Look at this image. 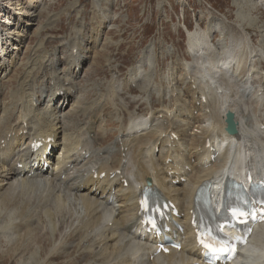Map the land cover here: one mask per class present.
I'll return each mask as SVG.
<instances>
[{
  "label": "bare ground",
  "instance_id": "1",
  "mask_svg": "<svg viewBox=\"0 0 264 264\" xmlns=\"http://www.w3.org/2000/svg\"><path fill=\"white\" fill-rule=\"evenodd\" d=\"M12 1L13 0H7L8 3H11ZM257 3L258 1L256 2V4ZM73 5V2H70L68 4V6L71 7ZM11 6L13 8L10 9L0 3V17L3 15H5L6 17L9 15V13H12L13 17H17V15L20 17L12 20V22H10V19L8 17V19L4 18V20L3 18H0V22L3 23L4 21V23H6L5 26L0 25V31L3 32L6 43V50L2 55V46H0L1 84L8 83L9 75L13 73L19 66L17 60L19 59V55H22V53L19 52L17 55L15 51H18L19 49L20 51H22V49H24L25 42L27 46H30L32 44V38H37L42 33V28L37 31V33H32V28L35 26L37 16L39 14L38 6H36L33 1L16 0L14 1V5ZM14 10H16V12ZM5 20L9 21L6 22ZM31 24L33 25L29 26ZM204 40V34L200 31H195L188 34V53L192 56L193 63L186 65V74H190L193 67L197 64H200L199 67L201 66V70L203 71H205L207 67L211 68L212 75H210L208 79L211 85H213L214 91H217L219 89L223 90V88L216 85L220 80H222L225 74L231 76V72L229 70L234 60L232 61L233 53L231 52L230 47L232 46V41L234 40L229 39L231 42V45H229L230 47L228 48L229 54H226L225 50L220 54V57L218 59H214L213 62L208 60L212 50L206 43L203 42ZM239 40L240 43L238 46H240L241 44H244V46H246L247 41L241 39ZM0 41L2 44L1 38ZM235 45L237 48V44ZM73 50L74 49L70 50L67 58V60L69 59V63L67 61L64 64L65 66H67V68H71V66L74 64L77 65L87 58V56L81 55V53H79L78 55H73ZM40 54H42V52L34 51L29 57H27L28 59L25 63L26 73H30L31 71L36 70L38 74H43V67L44 64H46L49 55L46 56L45 61L40 66ZM94 54L92 55V61H90L91 66H93L95 63L93 59ZM54 56L55 55L53 54V57ZM237 57L238 59H242L244 56L243 54H240ZM90 58L91 55L88 56V60H90ZM197 58L199 60L195 62V59ZM221 58L224 59L221 61ZM247 60L248 56L245 60V66L247 64ZM70 61H73L74 63H71ZM54 64H59V60H56V62H53L52 64L53 70L52 76L50 78L54 81V88L51 96L54 97L56 95H60V97L64 100L63 102L61 101L62 105L59 104L54 108L46 107L43 115L41 116L37 114L38 110L36 108V104L35 106H33V100L31 101L30 105L17 102L15 105V109H17L18 111L17 117L12 122L10 120L12 118L13 111L4 109L0 114V141L4 140L5 143L4 146H1L0 143V196L4 195V193L2 194V190L4 187H6L8 189L7 195L13 200V193L15 192L14 190L19 187V184L15 183L12 179L21 181V184H24L31 181V178L30 180L27 179V175L33 172L35 175V182H37L40 187L44 185L48 193L59 192L57 198L62 202L61 206L55 205L53 203L49 204V207H45L52 208L54 210L55 216H57L59 220V223L50 222L47 224V226L44 227L43 230L45 231L46 227L50 229V235L53 230L54 233L60 234V230H63L61 227V223L65 220L67 221V223H69L70 221L74 223L79 222L78 224L72 226L71 229H69V226L67 228V234L74 233V227L79 229L81 236L77 242V246L84 244V242H92V237L94 238L95 243H101L102 245H104L107 243V241L112 240V236H109V234L118 233L119 230L125 233L126 231L129 232L130 238L136 239L137 229L134 228L136 223L135 214H130L124 226L120 225V223H122V221L126 219L128 213L130 212V209H133L134 211L136 210L135 202L137 194L144 186L142 178H137L135 164L136 160L141 159L142 156L148 155L150 142H152V144L161 143V131H153L150 134V138H146L144 141L140 143L138 142L136 144V139L134 141L132 139L136 138V135H138L137 133L148 130L152 124V120L150 118H145L143 121H141V123L134 121L129 127L128 125L126 127L122 126L121 129H118L116 131L117 139L120 138L118 142L123 141V143L120 144V149H122L120 151L121 157L117 159L115 155L111 156V159H113L112 163L115 162L114 167L112 165H104L102 161L106 159V157L110 154V149L100 151V148L99 151H93L89 142H86V144L81 143L84 136H80V134L83 130L81 132L77 131L70 135L68 133L67 135L65 134L67 130L70 131L74 127L73 124L77 120L78 116H80L82 119L85 118V113L83 112V108L79 107V103L77 100L72 101V99L74 98V91L70 81L71 78L69 77L68 80L60 83L56 74L57 71L54 68ZM68 70L69 69L66 70L65 75ZM112 70L113 69H111L110 71ZM137 71L138 70H136V73ZM250 71L251 69L248 70V73ZM207 74H209V72H207ZM232 76H236V71H233ZM140 77L141 73L139 72L138 81H140ZM203 77H207V75H204ZM4 80H6V82H2ZM66 81H69V84L67 86L64 85ZM127 83L125 84V86H127ZM194 84H196L195 81ZM144 87L145 85H143L141 82L138 83V90L142 91ZM243 89L245 90L246 94L253 96L252 89L249 86H244L242 90ZM18 90H21L20 86L18 87ZM255 95L257 96V94ZM221 99V110L218 112L220 116H217V111L212 109L210 111V115L206 118L205 121V123H207L206 129L204 130V126L201 125V127H199L198 129L204 130L203 134H205V137L209 135L211 146L215 145L218 150H220L224 146L223 155L218 158V162H216V164L211 168H201L200 171L194 175V178H191V182L194 185H192L191 187L187 185L184 186L185 188H179L172 184L173 181L179 179L185 174L183 159H180L178 161V165L169 164L165 161L160 162L159 160L155 159H152L154 161H151L149 163L144 161V163L142 164L148 165L147 170L142 173L149 179L151 187H157L161 189L163 193L174 202H177V195L179 190L183 192L184 199H189V205L182 202L180 206V204L177 202L178 206L180 207V212H189L192 209L191 204L193 205L192 198L195 190V185L200 183L203 179H211L212 176L220 169L219 165H221L224 159L231 158L232 160H235L244 156L246 158L250 157L252 159L251 162L253 163L255 160H257L259 155L262 154L264 160V146L258 147L255 145V143L258 144V136H264V130H257V128H253L250 130L248 128L243 130V128H239L235 139L237 140V142L241 141L243 143H235L232 139L223 138L224 111H233L236 115V120L240 116V120H238L237 122L238 126L243 125V119H241L243 113H241L240 115L236 104H234L237 101L233 103L232 101L234 98H229L225 90H223L222 94L217 97V101H220ZM38 104H40V100ZM1 107L2 103L0 101V108ZM175 114H177V111L175 112ZM95 130L97 140L100 139L104 141V138H107L104 136L107 133L104 134L102 128L101 131L99 128H96ZM164 135L168 136V132L164 133ZM66 137H69V139H65ZM48 138H53L54 140V143L51 144L52 150H54V148L58 146L61 147L58 153L53 156V158L51 152H49L48 157H46L44 160L46 161V163L51 164L52 169L50 171L46 170L45 172H42L41 166L37 165L36 167H34V164L46 154V146L48 144H45L44 142ZM32 139L43 143V148L36 154L30 153L28 148L24 147L25 141L29 143V141ZM96 139H93V142H95ZM177 146L178 143L176 144V147ZM204 146L205 141L203 142V150L201 151V153H208L209 148H205ZM242 146L243 148H241ZM198 151H200V149ZM100 152L101 155L99 156ZM165 153L170 156L173 152L166 151ZM87 154H89L88 157H91V160L82 165L79 169L75 168L80 163L81 157L83 159ZM53 160H55L54 164L52 163ZM198 163H210V158H200V161ZM71 169H74L72 174L69 175L65 181H62V175L66 174ZM94 171L97 172V175H100L104 172L105 178L93 179ZM124 183L127 184L125 188L123 186ZM11 184H13L12 188ZM32 185L34 186L33 183ZM84 191L87 193L85 194ZM111 198L112 202L110 203L109 200ZM0 204L2 207L7 206V204H4L3 201H1ZM109 205L117 208V210L114 212L112 218L106 219V215L103 214L102 209L107 208ZM8 213H6V210L2 208V210L0 211V219L3 218L1 216L2 214L7 216ZM189 220L190 214L186 215L184 217V221L182 222L183 228L186 229V233L183 232L180 237L181 239H183V236H185V240L187 241L183 243V246L181 248V253L186 252L187 254V260L182 264H191L193 262H196L199 259L200 253V250L197 249L194 245V235L189 231ZM28 223L29 222H27L25 217L21 218L18 222V224H20L23 228L25 227V230L33 229V224L29 223L28 226ZM110 223L111 226L109 225ZM57 224L59 225L56 228ZM17 229L21 228H16L15 226L14 230ZM100 231V237L92 236L98 234ZM24 245H26V243H24ZM71 246L72 245H70V247ZM151 254V251L148 252L147 259H149ZM171 254L176 255L177 253L175 251H171L169 255ZM242 257L244 262L255 263L260 259H263L264 254L261 253L254 256L256 258H252L247 253H243ZM167 262L172 264L171 260H167Z\"/></svg>",
  "mask_w": 264,
  "mask_h": 264
},
{
  "label": "rangeland",
  "instance_id": "2",
  "mask_svg": "<svg viewBox=\"0 0 264 264\" xmlns=\"http://www.w3.org/2000/svg\"><path fill=\"white\" fill-rule=\"evenodd\" d=\"M14 1L16 0L8 3L7 0H1L0 3L11 9ZM29 1H33L38 6V10H40L35 26L32 28V33H37V30L42 26L43 35L39 39H34L31 46H27L26 42L24 43V49H22L23 58L33 52L32 48L41 44L42 49L46 52H56V57L60 64L59 71L61 72L66 71L64 65L68 61L66 57L70 47L78 45L76 42L78 39L80 41H83V39L87 40L88 43L84 42L83 50L84 55H91L90 61H92V55L97 53L93 57L94 65L91 66V63L86 64L82 70V76L80 75L78 80L79 94L82 95L83 100L86 102H91L95 99L100 105L101 95H105L107 90L111 89V86L118 87V82L121 84L126 79L128 69L140 58L141 52L139 51L146 49L148 43L157 55L170 54L171 56L173 67L164 61L161 63L157 62L155 68L154 66L142 68L143 74H147V80L149 81L145 89L153 85V94L150 93L147 96L146 93L130 90L129 93L131 95H126V97L135 98L137 102L132 108L126 105L129 99L123 98L124 90H122L121 86L119 88L120 94L113 101L114 105L111 107L108 105L109 103H104L106 106L103 107L100 116L103 115L104 120L109 114L112 116V120L109 123H105V129L109 131L110 137L103 143L98 142L97 148L104 147L115 141L117 122L119 119V122H125L130 118L129 113L144 114L147 112L146 107L151 108V110L160 108L164 109L165 112L173 111L174 106L170 98L167 96L162 98L159 95H162V92L166 95L167 92L171 93L174 91L176 89V81L180 80L183 74V63L185 61L188 63L192 62L185 55V38L182 30L179 29L181 21L186 25L187 29L193 30L195 28L202 32L216 52L217 49L222 51L223 44L226 46L229 39L238 42L239 39L247 41L246 46L241 44L236 48L235 44L238 42L232 41V46L227 47V49L230 47L231 52L234 50L236 53V56L232 54V61H235L240 54L244 56L236 62V65L241 70V78L245 74L244 69H241V64H244V58L248 55V53L246 55V51H249L252 55H257L258 50L264 49V0H117L114 4V0H111V3L110 0H105L106 7L108 6L106 12H108V8L111 11L107 13V16L101 15V12H98L97 9L91 10L89 3L91 0H42L41 3H38V0ZM257 1L258 3L256 4ZM70 2L74 3L72 7L68 6ZM14 11L16 12V10ZM9 15L11 16L12 13H9ZM18 17L17 15L14 19ZM0 18L4 20L5 15ZM11 18L13 19V17ZM87 49H91V54L86 52ZM15 52L18 55L21 51L19 49ZM46 52H42L45 55V59L48 55ZM260 52L262 53L261 50ZM175 56H179L176 61ZM45 59L42 60L40 57V66ZM112 59H115L116 63L122 66L117 68L112 64L116 68L115 74L117 77L109 80V71L105 64ZM252 59L259 61L261 57L256 56ZM262 62L258 64L255 61L256 65L253 64L260 68L259 72L264 71V63ZM19 71L20 69H16L13 72L12 79L18 75ZM162 77L163 80L161 81ZM257 78L256 80H258ZM12 79L9 82L13 84ZM43 84L47 87L46 78L43 80ZM182 85V89L184 88L182 90L183 96L178 102L184 103L186 106L185 112H189L193 116L191 110L193 105L190 101L191 91L184 81ZM13 86H7L6 92L12 90ZM95 95H98V99H96ZM3 99V103L6 105L7 100L6 98ZM86 107L89 108L87 105ZM112 114H115V116ZM193 121H196L195 124L199 125V127L203 126L201 125L202 119L200 116H193L192 124ZM12 187L13 184H11ZM30 187L31 183H24L21 188L16 190V194L15 192L13 193L15 196L13 201L7 195L8 189L4 188L2 190L4 195L0 196V200L7 206L2 207L0 204V211L3 208L6 213L8 211L9 213L7 216L2 214L3 218L0 219V264H25V262L26 264H39L47 255H50V258L46 259L47 262L43 264H62V258L56 259L54 257L53 259L51 257L54 252L59 251L58 244L61 241L58 240L57 236L52 237L47 232H41L44 224H40L37 229L33 225L31 230H25V227H21V230H14L11 226L13 223L19 225L18 222L21 218H24V213L28 215L27 217L25 216L27 222H30L28 218L34 220L42 218V212L45 209L40 206L36 209L35 204L42 200L44 194L38 189ZM42 220L44 219L42 218ZM52 222L54 223V221ZM27 225L29 226V223ZM74 228V234L80 235L79 229ZM64 234H67V231ZM78 239L79 237L74 238L72 236L63 238V241L76 244ZM83 248L84 245H75L69 249L64 264H70L71 256L74 254H76V264H85V261H78ZM70 251L72 255H70Z\"/></svg>",
  "mask_w": 264,
  "mask_h": 264
}]
</instances>
